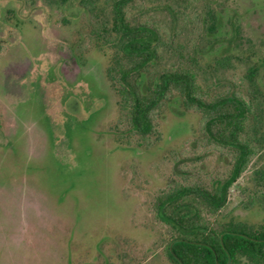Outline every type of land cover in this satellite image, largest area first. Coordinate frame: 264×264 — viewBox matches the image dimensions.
Instances as JSON below:
<instances>
[{
    "label": "rangeland",
    "instance_id": "374dc122",
    "mask_svg": "<svg viewBox=\"0 0 264 264\" xmlns=\"http://www.w3.org/2000/svg\"><path fill=\"white\" fill-rule=\"evenodd\" d=\"M75 3L0 0V264H176L168 250L182 233L159 217L158 202L183 188L218 192L239 150L204 134L200 114L178 108L179 99L159 135L128 136L109 74L113 50L96 45L93 19L73 16ZM180 6L192 23L210 7L219 14L201 61L231 58L216 70L220 84L207 88L211 74L197 81L207 97L232 92L247 103L239 140L249 154L221 207L195 191L174 203L195 206L200 236L230 225L263 234L264 0ZM262 250L229 264H264Z\"/></svg>",
    "mask_w": 264,
    "mask_h": 264
},
{
    "label": "trees",
    "instance_id": "16d2710c",
    "mask_svg": "<svg viewBox=\"0 0 264 264\" xmlns=\"http://www.w3.org/2000/svg\"><path fill=\"white\" fill-rule=\"evenodd\" d=\"M60 1L68 5V0ZM146 1L151 2L149 7H140L137 0H76L69 9L74 11L73 16L86 11L93 19L90 35L96 45L113 50L109 74L117 82L128 136L159 135L163 112L179 99L178 108L200 114L204 134L239 150L235 165L228 178L219 183L218 192L183 188L158 202L159 217L182 233L179 238L189 240L175 243L173 251L183 264H225L228 254L232 260L239 254L262 256L264 241L256 242L242 234L264 238V232L251 235L230 225L221 234H236L225 233L222 239L212 233L200 236L196 230L198 222L193 218L197 214L195 206L188 202L174 203V199L195 191L208 206L221 207L249 154L247 144L239 140L249 112L247 103L232 92L207 97L197 81L201 74H211L213 78L207 88L220 84L216 70L231 58L228 54L217 56L209 66L201 61L204 46L213 43V35L219 29V14L210 7L199 22L192 23L189 8L180 6V0ZM157 13L163 14V21H158ZM195 38L203 39V44L196 43ZM251 71L246 75L249 79ZM166 201H172L170 213L165 210ZM168 255L172 259L170 250Z\"/></svg>",
    "mask_w": 264,
    "mask_h": 264
},
{
    "label": "flooded vegetation",
    "instance_id": "af4514ba",
    "mask_svg": "<svg viewBox=\"0 0 264 264\" xmlns=\"http://www.w3.org/2000/svg\"><path fill=\"white\" fill-rule=\"evenodd\" d=\"M244 237H246V238H250L251 240H253V241H258V242H261V241H264V238H256V237H252V236H249V235H247V234H244L243 235ZM189 241V240H187V239H185V238H176V239H174L173 241H175V243H177V242H179V241ZM172 241V242H173ZM190 242H196V241H190ZM174 243V244H175ZM196 243H202V242H196ZM173 244V245H174ZM202 244H205V243H202ZM170 250V249H169ZM174 252V251H173ZM175 253V252H174ZM175 255H176V253H175ZM216 258V257H215ZM178 259H180L177 255L176 256H174L173 255V253H172V260L175 262L176 260L179 262V264H182V261H181V259H180V261L178 260ZM176 263V262H175ZM217 264H222V263H219V262H217ZM229 264V263H228Z\"/></svg>",
    "mask_w": 264,
    "mask_h": 264
},
{
    "label": "water",
    "instance_id": "95a60500",
    "mask_svg": "<svg viewBox=\"0 0 264 264\" xmlns=\"http://www.w3.org/2000/svg\"><path fill=\"white\" fill-rule=\"evenodd\" d=\"M225 233H232V234H236L235 232H223L221 235H220V238L222 239V237H223V235L225 234ZM242 235H244V234H242ZM222 242V241H221ZM175 243V241H173L171 244H170V252H171V254L173 253V255L174 256H176L175 255V253L173 252V244ZM228 254V253H227ZM179 261H180V259H178ZM229 261H230V255L228 254V258H227V261L225 262V264H228L229 263ZM181 262V261H180ZM183 264V263H182Z\"/></svg>",
    "mask_w": 264,
    "mask_h": 264
}]
</instances>
